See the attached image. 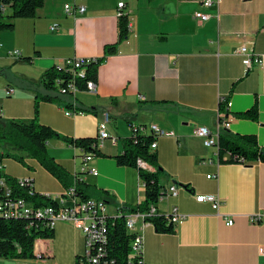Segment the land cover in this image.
<instances>
[{"label": "crops", "instance_id": "crops-1", "mask_svg": "<svg viewBox=\"0 0 264 264\" xmlns=\"http://www.w3.org/2000/svg\"><path fill=\"white\" fill-rule=\"evenodd\" d=\"M121 1L126 5L129 37L99 66L96 92L76 96L50 92L41 83L46 70L65 68L70 60L101 59L105 47L118 42ZM203 1L45 0L35 19L14 20V32L0 33V68L9 71L0 75V117L31 122L37 97L50 95L58 101L41 100L39 121L59 135L97 138L103 123L117 143L99 142V150L108 156L96 155L88 163L97 176L84 171L81 148L52 139L48 152L77 179L108 192L120 206L138 204L145 197L138 170L120 167L114 159L124 152L122 140L132 135L133 126L157 125L173 133L158 139L156 153L164 171L162 185L166 189L177 185L178 195L159 202L157 209L167 216L177 206L187 219L172 235L158 233L139 218L132 233L143 237L142 261L263 264L264 221L254 220L264 218V163L221 164L217 151L194 137L193 130L202 126L215 132L220 98H225L231 103L227 131L256 135L264 146V0H222L210 8L202 7ZM67 5L86 11L67 16ZM196 11L212 18L202 22L194 17ZM54 25L58 29L52 31ZM242 48L262 59L248 73L238 53ZM14 52L20 56L13 57ZM7 88L14 93L8 96ZM256 101L258 121L236 117ZM2 175L16 180L32 177L35 191L56 202L64 195L62 184L32 159L25 164L7 159ZM196 195L219 196L223 205L217 212L210 204L197 202ZM116 212L109 203L110 217ZM227 218L233 220L232 226L226 224ZM34 253L36 257L28 260L0 257V264H76L85 253V238L73 224L60 222L52 239L36 241Z\"/></svg>", "mask_w": 264, "mask_h": 264}, {"label": "trees", "instance_id": "trees-1", "mask_svg": "<svg viewBox=\"0 0 264 264\" xmlns=\"http://www.w3.org/2000/svg\"><path fill=\"white\" fill-rule=\"evenodd\" d=\"M116 1V0H113ZM118 1V0H117ZM45 0H0V5H7L11 14L4 15L0 13V33L14 32V20H31L38 16L40 9L44 7ZM129 20L124 15L119 20V40L117 43L107 45L104 55L101 59H96L90 64H86L81 69L85 71L84 76L74 75L67 68L52 67L44 72L41 83L48 90H56L59 94L76 96L77 94L66 92L63 93L56 86L57 81H63V87L66 88L68 83H73L78 90V94L87 91L89 82L97 83L99 66L109 57L115 55L121 42L129 37ZM24 62L30 61L31 58H24ZM79 72V70L77 71ZM57 102L58 99L50 95L37 97L35 103V118L31 122L16 120H5L0 117V149L3 155L0 159H15L25 164V160L32 159L37 161L41 167L55 177L64 187L65 190L75 188L76 196L83 200L97 199L103 200L107 204L115 205L117 212L121 213L120 217H110L107 224V242L103 246L105 256L101 259L100 264H147L142 261V257H131V242L135 234L130 233L127 229V216L136 214H146L153 205H158L159 200L166 193L165 186L162 185V170L156 151L151 150L154 138L141 135H131L122 140L123 153L114 157L120 167H128L138 170L141 182L145 188L144 199L135 205L120 206L115 203L114 199L106 191H102L84 183L76 178L75 175L67 171L62 164L50 156L48 152V142L52 139L60 140L68 146L81 148L86 154L95 156H108L101 151L93 150L97 138L69 139L59 135L50 127L42 125L39 121V103ZM84 112L95 114L92 110H82ZM220 121L228 119L229 113L225 105L220 106ZM238 119L258 121V103L255 102L249 111L238 113ZM152 167L155 172L141 168L138 161ZM219 160L221 164H241L253 165L264 163V146L258 143L256 135L232 134L227 130L220 133L219 139ZM1 177V176H0ZM12 186L15 197L24 198L26 201L34 204L36 208L48 206H57V202L36 193L31 196L27 187H20L17 180L4 176ZM37 222V221H36ZM147 223L154 225L158 233L176 234L173 225H168L165 215L147 217ZM54 230L42 229L41 223L33 228H28V222L23 220L5 219L0 216V257L6 259H34V247L38 239H52ZM83 257L77 259L76 264H91L81 262ZM264 264V263H263Z\"/></svg>", "mask_w": 264, "mask_h": 264}, {"label": "built area", "instance_id": "built-area-1", "mask_svg": "<svg viewBox=\"0 0 264 264\" xmlns=\"http://www.w3.org/2000/svg\"><path fill=\"white\" fill-rule=\"evenodd\" d=\"M222 0H204L201 4L204 8L213 7V5H219ZM9 6L0 5V13L4 15L7 14ZM86 9L80 6H70L65 7V14L67 16L77 17V15H83ZM118 15L119 17L126 15V5L124 2L118 4ZM196 19H199L202 22L208 21L212 18L211 15L196 11L194 14ZM58 29L57 25H54L51 30L55 31ZM243 58V64L245 67V72L248 73L254 67L259 66L262 63V59L259 57L252 56L247 48H242L238 52ZM13 57H19V52H14ZM96 58L90 59H76L70 60L67 62L66 67L74 75L84 76L85 71L81 69L86 64H90L95 61ZM79 70V72H77ZM56 86L61 90V92H71L78 94L73 83H68L66 88L63 87V81H57ZM97 90V85L95 82H89L87 86V93L94 94ZM14 93V89L7 88V95L10 96ZM225 105L226 109L231 108V103L227 99L220 98V106ZM1 113V112H0ZM69 115V113H67ZM108 115L105 116V123H108ZM230 128V123L228 120L224 119L217 124V130L212 132L207 127L198 126L193 130V136L203 140L204 145L207 148L215 149L216 156L219 158V139L220 133L223 130H228ZM133 135L148 136L154 138V142L151 145V150H157V141L161 137H172L174 134L160 129L157 125L151 126H133L132 127ZM106 139H112L113 143H117V139L111 137L109 133L105 130L103 123L99 124V131L97 136V142L92 147L93 150L99 149V142H102ZM3 155V152L0 149V156ZM94 154L84 155V161L86 167L84 168L85 172H88L94 176L98 175L96 169L88 167ZM7 158L0 159V215H4L6 219L14 220H23L28 222V228H33V226H38L41 223L42 229L54 230L56 225L60 222H66L73 224L77 229H79L85 238V253L82 256L81 262H88L91 264H100L101 259L105 256V251L103 246L107 242V224L110 218L108 213V204L103 200L97 199H86L83 200L79 196H76L75 188H70L64 190V195L57 206H48L44 208H36L33 203L26 201L24 198L15 197L13 194L12 186L8 183V180L5 175H2V171L5 168V161ZM138 164L141 168L155 172V170L150 167L148 164L139 160ZM210 178V177H209ZM17 182L20 187H27L29 189V194L31 196L35 195L34 181L32 177H27L24 179H17ZM179 187L177 185H172L167 187L166 193L163 197L160 198L159 202L163 201L166 198L176 197L178 195ZM195 199L197 202L205 204L208 203L212 208L219 212L220 208L223 205V201L219 196L216 195H196ZM117 211V210H116ZM158 209L157 205H153L149 212L146 214H136L127 216V229L130 233L133 232L136 221L140 218L146 221L147 217L157 216ZM121 216V213L116 212L114 218ZM167 218L168 225H173L176 229L178 225L182 224L187 216L182 214L177 206H173L170 210V213L165 216ZM37 221V222H36ZM256 222L264 221L263 217L255 218ZM226 224L228 226L233 225V220L231 218L226 219ZM144 248L143 237L139 234H135L134 239L131 242V257H141Z\"/></svg>", "mask_w": 264, "mask_h": 264}, {"label": "rangeland", "instance_id": "rangeland-1", "mask_svg": "<svg viewBox=\"0 0 264 264\" xmlns=\"http://www.w3.org/2000/svg\"><path fill=\"white\" fill-rule=\"evenodd\" d=\"M14 65H16V64H14ZM18 65L21 66V62H19ZM0 73H1L0 75L9 74V71L0 68ZM49 91L52 92V93H54V94H59V92L56 91V90H49ZM25 167H27V166H25ZM109 213L112 214V211L110 209H109Z\"/></svg>", "mask_w": 264, "mask_h": 264}, {"label": "bare ground", "instance_id": "bare-ground-1", "mask_svg": "<svg viewBox=\"0 0 264 264\" xmlns=\"http://www.w3.org/2000/svg\"><path fill=\"white\" fill-rule=\"evenodd\" d=\"M0 216H3V218H5L4 215H0ZM5 219H6V218H5Z\"/></svg>", "mask_w": 264, "mask_h": 264}]
</instances>
